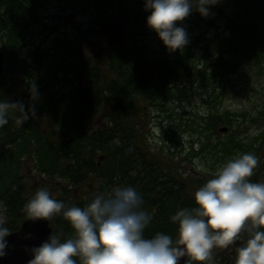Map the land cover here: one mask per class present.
I'll return each mask as SVG.
<instances>
[{
  "label": "trees",
  "instance_id": "trees-1",
  "mask_svg": "<svg viewBox=\"0 0 264 264\" xmlns=\"http://www.w3.org/2000/svg\"><path fill=\"white\" fill-rule=\"evenodd\" d=\"M49 6L55 12L48 10ZM208 7L207 16H201L194 7L177 25L186 30L189 43L171 51L158 38L155 47H147V36L153 31L146 25L151 13L144 0H0L4 61L0 101L22 102L26 109L34 108L35 102L27 103L25 97L16 96L22 93V84L31 90L35 86L38 95L34 116L18 125V114L10 115L8 123L0 127L4 227L10 232L19 229L28 216L24 205L40 186L25 182V161L29 159V170L58 185V195L51 197L63 202L65 208L85 207L96 194L113 187H134L142 197L141 208L152 215L145 238L164 233L175 242L178 225L172 217L181 209L195 207L194 193L205 182L202 176L183 175L176 156L166 160L164 152L161 156L141 145L137 116L142 111L140 100L162 108L167 102L184 99L197 86L210 101L207 110L197 112L202 116L198 126L186 132L198 136L189 142L192 148L186 158L207 159L208 152L223 161L246 153L257 155L260 137L256 131L247 138L245 130L248 125L254 128L264 122V107L240 112L235 118L229 111L217 113L223 94L214 81L238 69H264V0H215ZM226 8L230 10L229 24L206 40L202 31L216 26L217 16ZM70 11L84 21L79 17L73 34L63 35L59 21ZM33 26L45 42L27 46L30 38L26 36ZM50 35L54 38L48 47ZM93 37L105 39V51L88 67L82 65L83 49ZM198 46L203 50L200 55ZM59 48L65 58L49 62L50 54L62 56ZM81 66L84 70L79 69ZM46 70L51 74L49 79ZM59 81L65 86L73 83L67 90L43 96L44 88ZM98 115H103L100 122L89 123ZM44 124L48 128L42 131ZM218 125L229 133L221 140L213 137ZM60 132L65 135L58 136ZM181 153L179 150L177 155ZM48 220L52 235H59L62 241L73 236L62 213Z\"/></svg>",
  "mask_w": 264,
  "mask_h": 264
},
{
  "label": "clouds",
  "instance_id": "clouds-1",
  "mask_svg": "<svg viewBox=\"0 0 264 264\" xmlns=\"http://www.w3.org/2000/svg\"><path fill=\"white\" fill-rule=\"evenodd\" d=\"M144 2L151 13L146 25L166 49L176 51L189 43L186 30L177 25L194 7L207 16L215 0ZM10 115H16V123L22 125L35 111L22 102L0 101V127ZM257 165L258 157L246 153L218 168L214 178L195 191V207L181 209L172 217L178 225L175 242L164 233L145 238L152 215L141 208L143 200L134 187H113L96 194L85 207L67 208L41 188L24 205L26 214L33 220H48L62 213L73 236L62 241L59 235H50L31 250L28 264H77L75 258L80 264H179L185 256L193 264H212L214 248L238 240L243 242L236 248L235 264H264V183L250 180ZM6 222L0 212V255L10 234Z\"/></svg>",
  "mask_w": 264,
  "mask_h": 264
},
{
  "label": "rangeland",
  "instance_id": "rangeland-1",
  "mask_svg": "<svg viewBox=\"0 0 264 264\" xmlns=\"http://www.w3.org/2000/svg\"><path fill=\"white\" fill-rule=\"evenodd\" d=\"M47 9L53 11V8H51L50 6ZM60 10H62L61 6ZM228 13H230V10L226 8L223 13H220L217 16L218 19L216 26L213 25L211 27H206V30L202 31V33H205V36L207 37L206 40H209L212 36L215 35L217 31H219L221 28L223 29L225 25L229 24ZM79 17L80 16L73 13L72 11L64 13L63 19H60L59 21V32L63 35L73 34L74 24L76 22H79L80 20L84 21L82 17H80L79 20ZM34 26L26 36L27 38H30L27 40V46H35L36 42H38L39 44H43L45 42L41 40L40 36L42 35L39 34L38 28ZM49 38L50 39L47 41L48 44L46 45L48 47H51L54 35H50ZM146 44L148 48H153L156 46L157 36L154 32L151 35L147 36ZM205 44L206 41L202 43L203 46H205ZM101 51H105V39L101 37L91 38L90 42L86 45V48L83 49L82 65L86 64L89 67V65L96 63L100 59ZM202 51L203 50H201L200 46H198L197 55H200ZM59 53L62 56L50 54V56L48 57V61L51 62L52 60H59V57L65 58L66 54L62 52L60 48ZM79 69L84 70V67L81 66ZM59 74L63 75L64 73L60 70ZM85 74L86 73H84V75ZM50 75V72L46 70V79H49ZM25 77L26 75H24V79ZM83 80L84 78H82V81ZM72 83L73 81H71L69 85H71ZM18 84L21 85V82H18ZM215 84H220V88H218V91L223 94L222 102L218 106L217 113L219 114H223L225 111H229L234 114L233 118H235V114H239L240 112L264 107V69L261 71H259V69L246 68L245 71L244 69H238L237 71H233L232 75L230 76H228V74H225L221 77L220 80L216 79L214 81V86ZM240 85H245L246 87L243 86V88H240ZM22 86V93L17 94L16 96L25 97L27 99L25 100V102L27 103L38 102V100L36 101L38 96L37 93L33 95L31 89L25 87L24 84H22ZM68 86L63 85V81L50 83L47 88H44L42 94L43 96H47L50 93L57 94L59 93L60 89L67 90ZM186 95L187 96L184 99H175L173 101L167 102L165 107L162 108H154L144 101H139V106L142 108V111L137 114L138 120L140 122L139 136L141 138V145L151 150L152 153H159V155L161 156L162 152H164L165 155L163 156L166 158V160L170 158L175 159L176 156L175 160L178 161L181 173L184 174V172H187L188 170V173L195 174L194 176H202L203 181L206 183L207 180L214 178V173L216 172V170L229 160H218L220 159V156H216L215 153L213 156L209 152L207 153V159L201 156L186 158L188 152H190L192 148L189 142L191 140L196 141L198 139L197 135H194L192 133L190 135L186 132L193 128L191 126H198V122L200 121L202 116L200 117L197 112H203L207 110V106H209L207 102L210 101L209 97H207V99L205 98V96H203L205 95V92L201 89H198L197 86H194V88L190 92H187ZM35 103L33 104L34 108ZM38 114L42 116L40 113ZM102 118L103 115L101 117L100 115H98L95 120H89V123L93 121L100 122ZM237 124L239 123H235V125ZM219 126L221 125H218L213 133L214 139L217 140H221L229 134L227 132H219ZM42 127V131H45V129L48 128L46 124L42 125ZM245 131L247 132V138L253 137V132L257 131L260 137L257 142L261 145V149L256 155V157L259 158V153L262 150L264 151V122L259 123V126H254V128H251V126L248 125ZM64 135V132H60L58 136L63 137ZM180 147H183V149H181ZM179 150H181L182 153L180 155H177V152ZM231 157L233 159L238 157V155ZM25 162L27 167L23 174L25 176L26 184H32L33 187L40 184L38 188H35V192L31 194L30 199L33 198L35 193L41 188L47 189L51 196L58 195V185L54 184L50 179L42 178L36 172L29 170V159H27ZM209 165H214V168L211 169Z\"/></svg>",
  "mask_w": 264,
  "mask_h": 264
},
{
  "label": "water",
  "instance_id": "water-1",
  "mask_svg": "<svg viewBox=\"0 0 264 264\" xmlns=\"http://www.w3.org/2000/svg\"><path fill=\"white\" fill-rule=\"evenodd\" d=\"M2 59L3 52L0 51V73H2ZM218 130L225 132L227 128L220 127ZM0 212H2L1 209ZM50 235H52V230L49 220H33L27 216L19 229L10 232L4 238L6 247L3 250L4 255H0V264H28L33 258L31 250L38 248ZM187 258V256L182 257L179 264H185Z\"/></svg>",
  "mask_w": 264,
  "mask_h": 264
},
{
  "label": "flooded vegetation",
  "instance_id": "flooded-vegetation-1",
  "mask_svg": "<svg viewBox=\"0 0 264 264\" xmlns=\"http://www.w3.org/2000/svg\"><path fill=\"white\" fill-rule=\"evenodd\" d=\"M258 165L254 169L253 176L250 177L251 182H260L264 183V151L262 150L259 153ZM183 174V173H182ZM192 173L184 172L183 175H191ZM246 238V237H245ZM243 240H238L235 244L229 245L224 248H214L213 257L214 260L212 264H235L236 260V248L242 244ZM185 264H193L190 258H187ZM207 264V262H205Z\"/></svg>",
  "mask_w": 264,
  "mask_h": 264
},
{
  "label": "bare ground",
  "instance_id": "bare-ground-1",
  "mask_svg": "<svg viewBox=\"0 0 264 264\" xmlns=\"http://www.w3.org/2000/svg\"><path fill=\"white\" fill-rule=\"evenodd\" d=\"M1 209V208H0ZM2 210V209H1Z\"/></svg>",
  "mask_w": 264,
  "mask_h": 264
}]
</instances>
